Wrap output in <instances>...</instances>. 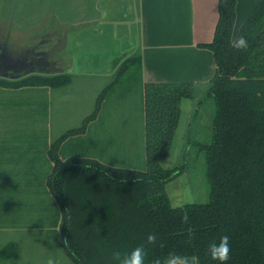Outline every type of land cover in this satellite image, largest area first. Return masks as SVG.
Returning <instances> with one entry per match:
<instances>
[{
	"label": "trees",
	"instance_id": "trees-1",
	"mask_svg": "<svg viewBox=\"0 0 264 264\" xmlns=\"http://www.w3.org/2000/svg\"><path fill=\"white\" fill-rule=\"evenodd\" d=\"M235 6L236 0H218L213 38L199 45L215 61L214 74L205 84L214 102L211 141L200 146L209 183L206 202L172 206L166 184L184 166L160 165L178 126L181 100L194 98L199 87L191 82L142 84L143 170L105 164L80 152L60 155L65 141L87 133L126 72L134 69L133 75L138 74L139 55L118 65L81 125L48 146L51 167L44 184L60 216L62 250L72 264H114V251L124 253L139 245L145 248V264L188 257L213 264L206 248L220 236L229 237L227 264H264V0L233 40ZM239 38L247 41L246 48L235 47ZM71 80L64 72L34 73L18 80L0 77V87L60 88ZM149 235L155 236L154 242H148ZM11 251L8 243L3 257Z\"/></svg>",
	"mask_w": 264,
	"mask_h": 264
},
{
	"label": "rangeland",
	"instance_id": "rangeland-1",
	"mask_svg": "<svg viewBox=\"0 0 264 264\" xmlns=\"http://www.w3.org/2000/svg\"><path fill=\"white\" fill-rule=\"evenodd\" d=\"M60 31L66 45L55 58L63 59L70 84L0 87V264H72L62 250L60 216L44 184L51 167L46 150L66 130L81 125L118 65L137 53L135 0H0V33L2 38L9 34L11 52L18 48L16 53L22 54V48L43 38L41 49H48L58 42ZM133 73L134 69L126 72L87 133L62 144L61 157L80 152L105 164L145 168L142 83ZM206 89L199 86L194 98L183 99L170 150L160 161L164 168L184 166L166 184L172 206L209 198L205 154L200 149L211 141L214 115ZM8 243L12 251L4 258Z\"/></svg>",
	"mask_w": 264,
	"mask_h": 264
},
{
	"label": "crops",
	"instance_id": "crops-1",
	"mask_svg": "<svg viewBox=\"0 0 264 264\" xmlns=\"http://www.w3.org/2000/svg\"><path fill=\"white\" fill-rule=\"evenodd\" d=\"M261 0H236L232 37ZM218 0H135L141 83H208L215 61L200 44L212 40L218 19ZM136 76V75H135ZM180 103L183 104V99ZM193 106L189 107L191 111ZM181 119L178 121V125ZM95 119L90 125L96 122ZM186 125V124H185ZM178 127V126H177ZM95 133V132H94ZM189 260V261H187ZM168 263V261H167ZM166 263V264H167ZM169 264H199L196 258H179Z\"/></svg>",
	"mask_w": 264,
	"mask_h": 264
},
{
	"label": "flooded vegetation",
	"instance_id": "flooded-vegetation-1",
	"mask_svg": "<svg viewBox=\"0 0 264 264\" xmlns=\"http://www.w3.org/2000/svg\"><path fill=\"white\" fill-rule=\"evenodd\" d=\"M61 31L55 39H62V33L64 32ZM1 35L0 33V62L2 63L1 72L5 76L3 78L18 79L34 73H63L64 66H61L63 59L60 57L55 58V54H46L52 46L48 49H41L42 44L46 41L45 38L40 39L37 44L29 48H22V54H17L18 48L13 52L7 48L9 34L5 35L6 38L4 36L2 38ZM47 35L50 36V33ZM60 68L63 69L62 72H57L56 70Z\"/></svg>",
	"mask_w": 264,
	"mask_h": 264
},
{
	"label": "clouds",
	"instance_id": "clouds-1",
	"mask_svg": "<svg viewBox=\"0 0 264 264\" xmlns=\"http://www.w3.org/2000/svg\"><path fill=\"white\" fill-rule=\"evenodd\" d=\"M237 49L247 47V41L244 38H239L235 42ZM155 236L149 235L147 240L149 243L155 241ZM207 255L213 264H227L230 253V242L228 236H220L213 243H210L206 248ZM114 264H145V248L143 245L136 246L130 251L121 253L114 251L112 254Z\"/></svg>",
	"mask_w": 264,
	"mask_h": 264
},
{
	"label": "water",
	"instance_id": "water-1",
	"mask_svg": "<svg viewBox=\"0 0 264 264\" xmlns=\"http://www.w3.org/2000/svg\"><path fill=\"white\" fill-rule=\"evenodd\" d=\"M65 45H66V40L64 37V33H62V39L59 40L54 46H52L46 54H55V53L61 51L62 49H64ZM0 59H1V52H0ZM1 64L2 63L0 62V77H5L1 72V67H2ZM62 70L63 69L60 68V69H57L56 71L62 72Z\"/></svg>",
	"mask_w": 264,
	"mask_h": 264
}]
</instances>
